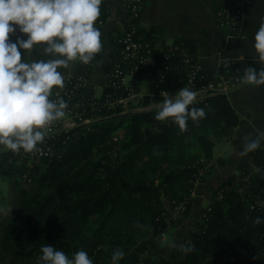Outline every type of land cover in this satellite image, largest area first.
Here are the masks:
<instances>
[{"label":"trees","instance_id":"1","mask_svg":"<svg viewBox=\"0 0 264 264\" xmlns=\"http://www.w3.org/2000/svg\"><path fill=\"white\" fill-rule=\"evenodd\" d=\"M101 13L106 22V0ZM127 17L136 42L143 46L142 54L150 51L157 60L162 88L176 92L185 87L190 67L182 53L196 56L192 45L177 41L178 50L165 60L156 37L163 31H145L141 17ZM127 32L113 34L117 60L105 65L109 82L100 97L94 89L77 85L90 78L104 47L90 63L80 62L74 78L65 80L62 97L91 123L48 141L56 157L37 159L31 153L0 149V179L15 180L20 197V211L5 224L0 237V263L39 264L40 248L48 243L70 257L83 249L93 264H111L116 249L125 253L120 264H264V223H254L257 216L264 218V171L254 177L249 170L214 192L203 210L205 217L184 240L193 246L191 252H182L179 244L156 261L154 237L191 215L195 187L202 181L198 176L206 169L204 162L213 159L211 138L232 136L245 122L226 95L192 105L203 107L206 116L198 122L189 120L184 131L172 119H155L156 110L122 114V108L108 107L128 95L124 88L112 86L114 72L134 70L138 62L124 58L122 40ZM223 75L238 76V66L225 69ZM150 101L148 96L138 98L129 107H148ZM121 128L127 133L115 140L112 135ZM192 148L195 154H190ZM253 165L264 169V149L255 151ZM181 206H185L182 215L177 212Z\"/></svg>","mask_w":264,"mask_h":264},{"label":"clouds","instance_id":"2","mask_svg":"<svg viewBox=\"0 0 264 264\" xmlns=\"http://www.w3.org/2000/svg\"><path fill=\"white\" fill-rule=\"evenodd\" d=\"M103 0H0V149L26 153L39 151L54 121L61 120L68 107L54 89L63 88L62 69L78 60L90 63L102 50L101 30L97 26ZM17 30L26 35L10 39ZM253 45L258 61L264 64V22L256 30ZM43 46L47 59H34L33 50ZM21 50L25 55L22 58ZM245 85L264 86V68L249 66L241 77ZM163 100L155 119L169 118L184 131L188 121L205 118L203 107H195L197 93L181 87L173 97L162 92ZM192 106V107H189ZM264 131L255 138L245 137L240 156L260 149ZM257 172L264 169L257 168ZM254 223H264L257 216ZM191 252L190 243L179 245ZM39 264H93L87 251L71 255L46 243L40 248ZM124 251L113 250L111 264H120Z\"/></svg>","mask_w":264,"mask_h":264},{"label":"crops","instance_id":"3","mask_svg":"<svg viewBox=\"0 0 264 264\" xmlns=\"http://www.w3.org/2000/svg\"><path fill=\"white\" fill-rule=\"evenodd\" d=\"M229 3L244 13L243 38L231 35L217 23L218 11ZM106 14L105 25L100 28L104 47L103 57L88 80L89 89H94L96 95L97 90L103 93L108 83L105 65L117 60L112 43L113 34L125 31L129 27L127 13L119 0H106ZM141 18L143 30L163 31L156 36L157 45L161 50L173 47L177 41L189 43L195 49L198 62L214 78L221 77L227 66H238L240 77L249 63L254 64L257 70L264 68V64L258 61L252 47L254 34L261 22H264V0H146ZM17 36H23L26 39V35L18 30L10 36V39L15 41ZM42 49L43 46L34 49L32 58L47 59ZM21 53L23 58L24 50H21ZM79 67L78 60L69 62V67L62 69L64 79L74 78ZM155 74L154 69L149 70L141 86L142 94L150 97L152 104L158 99V92L154 88ZM56 92L58 91L54 89L52 95ZM229 99L236 114L245 122V125L237 128L234 137L225 145L221 142L217 143L214 150L215 154L218 150L219 156L216 157V165L209 167L210 171L221 180H228L248 169L256 177L258 172L253 169L252 152L244 157L240 156V152L243 149L245 137L255 138L258 132L264 131V86L256 87L243 83ZM260 148L264 149V142ZM221 160L223 163L220 166L218 161ZM212 186L206 185L200 192L203 195H198L197 190L195 191L191 215L183 218V221L184 219L194 220L196 223L199 218L201 219L204 205L209 203L216 190H213ZM9 187V195L4 196V200L0 203V237L4 233L5 224L20 211L19 189L13 181L9 182Z\"/></svg>","mask_w":264,"mask_h":264},{"label":"built area","instance_id":"4","mask_svg":"<svg viewBox=\"0 0 264 264\" xmlns=\"http://www.w3.org/2000/svg\"><path fill=\"white\" fill-rule=\"evenodd\" d=\"M146 0H123V7L127 11L128 15L133 16L135 18L141 17L142 9ZM217 19L219 24L226 29L231 35L237 36L239 38H243V30H239L242 28V23L244 20V13L241 9L234 6L233 4H228L221 8L217 13ZM105 25V21L102 18V13L98 19L97 26L102 27ZM129 32L125 34L122 43L124 45V58L125 59H134L138 60L134 70L124 71L119 68L114 72L115 81L112 82V86L116 89L124 88L128 91V95L126 97L118 98L115 101L109 102L107 104L110 108L120 107L123 109L122 114L128 113L130 111H149L156 110L158 111L159 105L162 103L163 96L162 92H164L167 96L173 97L176 92H171L164 90L162 88V83L164 82V77H160L157 73V60L153 56H150V51L147 52V56L142 54V45L136 42L134 38L135 28L132 24L128 27ZM178 47L173 46L167 50H164L163 58L168 60L170 58V54L176 52ZM183 62L186 65H189L190 71L187 75V84L185 87H189L197 93L196 100L194 104L204 102L210 97L218 96V95H230L231 91L236 87L237 84L240 83V79L236 77L222 75L219 78H213L206 71L201 68V64L195 58V56L188 54V51H183ZM155 70V88L158 91V99L156 105H149L148 107L135 108L133 110L130 109L129 104L131 101L143 98V95L139 93L136 88V78L144 73L148 69ZM228 69V68H226ZM71 79V78H70ZM69 80V79H68ZM89 80V79H88ZM88 80L84 81L85 85H77L80 86H88ZM109 82V80H108ZM176 83V82H175ZM178 84V83H177ZM76 88V87H75ZM64 91L62 88L52 95V99H56L58 96L62 97ZM229 97V96H228ZM78 107V106H77ZM169 118L168 120H170ZM91 120L82 118L78 115L77 112H74L70 109L69 105L66 109L65 116L59 120L54 121L52 125L48 129L47 136L44 142L39 145V151L31 152L32 158L44 159V158H54L56 157L55 152L49 147L48 141H52L55 139L57 134L62 132L68 133L69 131L75 129L79 125L90 124ZM21 150L18 153H22ZM17 153V152H16ZM185 211V206H181L177 212L180 215Z\"/></svg>","mask_w":264,"mask_h":264},{"label":"rangeland","instance_id":"5","mask_svg":"<svg viewBox=\"0 0 264 264\" xmlns=\"http://www.w3.org/2000/svg\"><path fill=\"white\" fill-rule=\"evenodd\" d=\"M126 11V10H125ZM127 13V11H126ZM128 14V13H127ZM217 23L218 22V19H217ZM101 28V27H99ZM239 30H243L242 28L239 29ZM237 37V36H235ZM169 48H166L164 50H167ZM162 50V51H164ZM195 56V55H194ZM195 58L197 59V55L195 56ZM198 60V59H197ZM201 68L205 71L203 65H201ZM226 68H229L228 66ZM151 70L148 69L144 72L143 75H140L136 78V84H137V88L136 90L142 94L141 92V86H143V82H144V79L146 78V73ZM145 76V77H144ZM231 77H236V78H239L240 79V83L236 85V87L231 91L230 95H228L229 97L231 96V94L233 92H235L238 88H240L242 85H243V82L241 80V77L238 75V76H231ZM214 78V77H213ZM215 79V78H214ZM154 88H155V79H154ZM89 89V85L87 86V91ZM155 90L157 91V89L155 88ZM158 92V91H157ZM102 91L101 90H97V95L98 94H101ZM143 97H146L144 94H142ZM101 96V95H100ZM98 96V97H100ZM152 103H150L151 105ZM157 104V101L155 103H153L152 105H156ZM241 127V126H239ZM238 127V128H239ZM126 130L121 128L120 130H118L117 132H115L112 137L116 140V139H122L125 137V134H126ZM236 133V132H235ZM235 133L232 135V136H223L222 138H211L212 142H213V159L212 160H207L204 162V165L206 167V169L202 170L200 173V175L198 176V179H202V181H200L196 187H195V191L197 190V194L198 195H203L201 192V190H203V188L207 185L208 187L209 186H212L211 184H213V190H217L219 188V186H221L223 183H225L226 181L228 180H221L220 178H218L217 175H215L214 172H211L210 170V166H214L216 165L217 161H216V157H218V150L215 154V147L217 145L218 142H221V143H224L223 145H225L229 140H231ZM222 150V148H221ZM197 152V150H195V148L191 150V153L190 154H195ZM199 154H202L201 150L199 149ZM255 153L252 152V157H253V154ZM214 154H215V157H214ZM197 155V154H196ZM215 161V162H214ZM223 163V161H218V164L221 166ZM140 164V163H139ZM234 165V164H233ZM253 169H255L256 171V167H254L253 165ZM250 170V169H248ZM245 171V170H244ZM242 171L240 173V175L244 172ZM257 172V171H256ZM239 174V173H238ZM245 181H248V179H244ZM15 180H13L14 182ZM9 182H12V181H4L2 179H0V203H2V201L4 200L3 197L4 196H8L9 195V190H10V187H9ZM16 182V181H15ZM18 182H21L18 180ZM16 185V183H15ZM248 188V186H246L245 190H240L242 193H245ZM209 190V189H208ZM215 190V191H216ZM169 200L166 198L165 199V206L166 208H170V203L168 202ZM5 202V201H4ZM210 205V201L209 203H206V205H204L203 209L202 210H205V209H208V206ZM176 214L174 213L172 216H175ZM178 215V214H177ZM205 216L203 215V213H201V219L199 218L197 220V222L201 221ZM195 221L194 220H185L180 224L178 225L177 223H171L169 224V227L166 229L165 233L161 234L160 236L158 237H154L156 239V243H157V248L155 249L154 251V254L156 256V261H158L160 259V257L162 256H167L168 254V251H170V249H172L174 246L176 245H179V244H183L184 243V240L186 238L189 237L191 231L193 230L194 228V224ZM194 224V225H193ZM85 224H83L81 226V228H84ZM0 254H1V251H0ZM157 263V262H156ZM155 263V264H156Z\"/></svg>","mask_w":264,"mask_h":264}]
</instances>
